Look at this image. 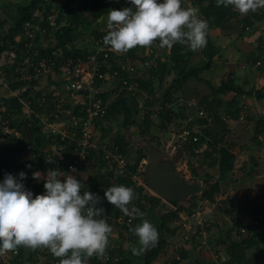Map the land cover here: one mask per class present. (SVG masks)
Returning a JSON list of instances; mask_svg holds the SVG:
<instances>
[{"label":"trees","instance_id":"16d2710c","mask_svg":"<svg viewBox=\"0 0 264 264\" xmlns=\"http://www.w3.org/2000/svg\"><path fill=\"white\" fill-rule=\"evenodd\" d=\"M84 2V6L79 11L69 9L67 25L56 31L50 26V21L47 20V17L50 16L52 12V7L48 0H31L30 2L18 3L16 6L17 13L15 16V23L9 26L5 37L0 35V61L3 53L6 51L12 52L16 49V52L21 54V52L26 49L24 48L25 44L23 42V38H27L29 31L26 25L30 24L34 27L38 24L39 20L36 17V13L43 10H45V20L41 24L47 29L46 33L53 31L55 45L45 50L38 49L39 52L33 63L37 64L42 61L54 60L55 57L58 58V62L63 61V58L67 60L85 57L88 52H74L69 49V47L74 46V43L78 40L79 28L88 29L93 23L98 22L107 16V11L109 9H113L117 5H126L128 2L127 0H84ZM87 2H91L90 7H87ZM194 3L200 10L201 18L206 19L209 23V31L206 37L207 44L201 50L203 56L201 65L190 66L188 57L192 55V51L177 43L169 49L167 59L164 61L158 60L157 63H155L156 65L149 69V80H133L130 74L119 70V77L122 80L128 79L129 81H137L140 91L146 92L149 96H152L153 99H155L157 86L164 84V81L172 70L176 71L178 77L166 90L163 101L160 105V110L155 112L154 106L156 101L151 102L147 100L145 102L143 114L141 115L142 117L140 116L141 110L139 109L137 96L133 98L129 97L127 90L121 92L115 98H111L115 91L100 93L99 97L104 101H110V106L105 119L98 122V128L101 129L103 134H106L108 129L104 128V122L117 121L123 116L124 128L137 125L140 127L142 137H146L150 132V127L153 125L154 115H157V118L160 120L159 129L161 131H167L169 127L173 125L178 127L180 126L181 118H185V115L181 111L178 112L173 108V97L176 93L183 90L191 80H196L199 83L205 84L210 90L211 95L210 98H204L201 104L208 114H205V116L202 117L200 116V118L196 120L197 124L202 127V130L195 134L192 133V139L190 141H185L183 149L184 152L186 151L187 154L192 157L197 158L201 156L209 161L210 167H218V179L215 180L212 175L208 174L204 180L205 188L200 197V200L213 204L217 194L222 190V185L233 179L236 167L237 156L233 151L234 146L228 145L224 140L230 132L227 120L240 119L241 114L245 109L242 104L243 98H255L258 101H261L264 99V94L255 89L247 91L237 85L232 78H229L220 87L216 88L212 86L209 81H206L201 77L205 71L211 69L214 62L220 57V50L214 45L211 39V31L213 29H221L223 31L230 30L233 28L234 22L240 18V14L233 11L232 6L227 8L223 6L217 7L216 0H194ZM63 14L64 13L61 11L59 16L62 17ZM258 19L260 18L255 15L254 20ZM7 23L5 21L4 24L2 23L0 26L3 27ZM57 24H60V20H57ZM253 25L254 22L252 17L245 19L243 21L244 31L247 30V28L253 27ZM43 32H45V29ZM25 34L26 36H24ZM21 35H23V38L18 41L17 37ZM100 36H102L101 32L95 31L94 41L100 38ZM157 42L159 43L158 40ZM37 43L39 44L38 39L36 41V44ZM146 48L147 47L137 46L136 48L129 50L126 57L124 55H118L117 59L123 58L129 59L130 62L136 61L139 54L144 53ZM59 51L63 52L64 55L60 56L61 52ZM14 69L15 67L5 69L4 72L6 76H11L16 70ZM116 69V67L112 68V70ZM30 71L32 72L31 68ZM26 83L28 82H11V88L13 91H21L25 89V93L22 97H14L6 102L5 113L0 112V115L2 114L5 120L11 121L13 117L23 113L24 105L21 102L22 98L27 97L30 93L26 88ZM97 85H100V82H97ZM231 93H234V98L231 101L223 99V96ZM83 109L84 107L80 105L73 110V114L79 119V124L81 122L80 120L86 118ZM34 111L36 113L39 112L38 108L35 107ZM16 125L17 122L15 121L10 125V128L14 129L17 134L14 135V137H9L6 144L0 145V182L1 180H4L5 174H12L18 179L20 169L17 165L23 164L28 154H31L32 156V159L29 162V165L31 166L29 169L31 177L33 172H43L44 174H47L49 169L68 171L69 164L74 160L73 153L75 149L74 145L70 144L69 140H63L62 137L57 134L44 133L40 118L35 113L23 122L22 128H20V126L18 128ZM263 132L264 120H259L257 122L256 134L259 135ZM195 137L197 138V141L193 140ZM255 140L258 139L256 138ZM154 141H158V139L156 137L152 138L150 141L151 144ZM113 142H115L114 147H116L119 150V153L124 157L129 158L132 153H134V155L136 154L135 158L134 155L132 157L134 158V161L132 160L131 163L128 161V165L122 173L116 171V167L105 173L99 172L93 180L89 182L90 186L85 189L102 198L103 202L98 205V207L105 209V219L109 225L119 226L116 220L120 217H123L125 220H132L130 226L123 227L129 233V244L138 245L137 237L134 236L130 229L140 223L141 218L137 217L133 219L132 217L124 215L118 208L112 206L106 199H104V191L108 187L119 184L134 189L135 193L138 195V199L133 200L129 207L135 206L139 208L141 212L146 213L144 218L148 217V209H151V211L156 213V210L163 205V201L159 197L146 192L142 185H137L134 181L135 177L142 175L140 171L141 163L148 159L146 148H140L135 152L132 149L130 150L129 143L126 142V138L122 134H117L116 137H113ZM29 146H31V150H28ZM204 146L206 147V151L200 153V150ZM55 147L62 148L64 156L63 160H61L63 161L62 163L47 158L50 149ZM95 153H97L95 150H91L89 159L93 158V156L96 155ZM99 156L100 166L101 168H105L109 160L106 159L105 154L102 152H99ZM47 160H52L54 162L48 164L46 163ZM42 183H40L41 185L39 186L36 185L37 191L42 189ZM29 188L34 189L35 185L30 184ZM193 207L196 208L197 204H193ZM184 211H187V208L178 205L174 210L157 215L159 220V225L156 227L159 234L158 243L155 247L144 251L142 264H155L160 256L165 253L168 246L169 236L175 235V231L170 228V224L180 220V214ZM239 211L244 216L249 217L252 222L259 221V226H248V235L245 236L239 228L243 222L236 221L234 227L226 233L225 237H220L217 242L218 244H226L227 240L230 241V245L227 249L229 259L227 264H248L247 258L250 250H255L257 254L264 255V248L261 247L262 244H264V218L260 221V216L256 212L251 213L243 207H241ZM211 230L212 228L209 226L207 231L211 232ZM233 232L236 234V239L232 236ZM40 249L41 248L35 250L28 249V254H25V247L20 246L18 248L19 256L13 261V264H39L38 254H40ZM44 249L49 258L46 264H59L60 258L54 257L47 248ZM188 254L189 253L186 250L182 249L177 252L180 261L173 260L169 261L171 263L168 264H181V262L188 258ZM89 262L91 264H134L133 260L127 256L126 251L122 247L113 248L110 244V240L108 247L106 248L105 257L98 259L94 256L89 259Z\"/></svg>","mask_w":264,"mask_h":264},{"label":"rangeland","instance_id":"374dc122","mask_svg":"<svg viewBox=\"0 0 264 264\" xmlns=\"http://www.w3.org/2000/svg\"><path fill=\"white\" fill-rule=\"evenodd\" d=\"M31 0H0V24H4V22L8 21L7 24H5L3 27L0 26V35L2 37H5L7 34V31L9 29V26L13 25L15 23V16L17 13V4L20 2H30ZM51 7L52 12L50 16L47 17V20L50 21V26L53 27L54 31L60 29L61 27H64L67 25V18L69 16V9H73V11H79L85 4L84 0H48ZM87 7H90L91 2H87ZM124 7H121L120 5L115 6L113 9L120 10ZM63 12V16L60 17L59 13ZM36 17L38 18V24L35 25V27H38L39 30L35 33V38L30 39L27 35V38H23V35L18 36L17 40L20 41L21 38H23V42L25 44L26 48L21 52V54L16 52V49L11 51H6L2 55V59L0 61V79L7 80L9 77L6 76L4 70L13 68H26L30 63L35 62L34 59L38 54V49L45 50L55 45V39L53 36V31L46 33V28L43 26L44 20H45V10L39 11L36 13ZM57 20H60V24H57ZM106 23H107V16H105L103 19H101L98 22L93 23L88 29L79 28V36L78 40L74 43V46H70L69 49L73 50L74 52H89L93 47V41H94V32H101V30L106 29ZM41 24V25H40ZM45 29V32L43 30ZM26 36V34L24 35ZM39 41V44H36V41ZM160 48V47H159ZM158 48V49H159ZM36 49V50H35ZM161 49V48H160ZM163 50V49H162ZM70 51V50H69ZM61 52V51H59ZM163 52V51H162ZM64 55L63 52L60 53V56ZM263 55L258 54L259 58L258 60L254 61H260L261 65L258 66L259 68H263L264 71V57ZM64 59V58H63ZM123 59V58H122ZM137 59V58H136ZM135 59V60H136ZM127 62H130L129 59H123ZM194 66L197 64L200 65L201 56L196 55L194 59ZM252 71H254L257 75V73H261L258 70L255 69V67H251ZM14 69V70H15ZM16 71V70H15ZM16 72H14L12 75H15ZM149 73V69H142L139 68L138 72L135 75H131L132 79H140L145 80L148 79L147 74ZM150 77V76H149ZM177 79V74H172L166 81V84H162L161 86H157L156 89V95L155 99H153L152 96H149L146 94V92H140L137 93V99L139 102V106L141 103H143V108L145 105V102L147 100L149 101H156L154 109L155 112H158L160 110V105L163 101L164 94L166 90L170 87V85ZM121 78L117 76V78H110L109 81H107L108 84L104 85L103 89L105 88L107 91L109 89H112V91H115L114 94H112L111 98H115L118 94L121 92L126 91L123 89V85L121 83ZM34 83V84H33ZM203 84V83H202ZM60 86V87H59ZM26 88L30 91L29 95L25 98H22V103L24 105L23 113L20 115H17L16 117H13L11 121L5 120L3 115H0V145L6 144L9 137H4L3 135V128L4 124L6 126L10 127L12 123L15 121L17 122V127L22 128V124L24 121H26L33 113H35L41 121V125L45 124H55L56 128L60 131H68L69 121L71 120V114L69 115L68 112L70 111L73 113V110L75 107L80 106L81 102L76 97L72 96L71 94L66 93L62 89V82L61 78H59V75H46L41 76L35 80L29 81L26 83ZM105 90V91H106ZM206 90L208 93V87H206ZM25 93V89L21 91H13L11 88V82L7 80L6 85L0 84V112L5 113L6 111V102L10 101L14 97H22ZM127 94L129 97L133 98L136 96H133L132 93H130L127 90ZM190 94V95H189ZM149 96V98H148ZM206 97L203 90H199L195 93V91L192 89L191 92H185L181 90L180 92L176 93L173 97V108L176 111H181L185 116V118H181L180 126L175 127V125L170 126L167 131H161L159 129L160 120L157 118V115L153 116V125L150 127V132L146 137H142L140 133V127L135 125L131 126L129 128L123 127L124 117L121 116L117 121H110V122H104V127L108 128V132L105 134L106 136L102 137L101 129H98L99 131V137H102L100 139V144L106 145L107 149L111 150L112 147H114L113 137H116L117 134H122L126 138V142L130 143V150L132 149L134 152L137 151L140 148H143L146 146V143H151V139L156 137L158 141H154L152 144H154V147L156 149L162 150L163 146L162 142L166 141L167 148L171 143H173L174 140H176V145L181 146L182 150L183 145L185 142L180 138L181 132L184 130H192L193 132H201L202 127L199 126L196 122L199 116V112L204 111L207 115V111L203 108L201 102L202 99ZM225 99V98H223ZM244 98L242 99V101ZM247 99H245L246 101ZM33 102V103H32ZM248 105V108L243 111L244 119L242 124V127H239L238 125H234L233 128H238L240 132H234L231 130L229 134L225 137V142L228 145H233L235 147L234 152L237 153V160L239 161L238 164H242L244 162V158L242 156L243 151L248 150V146L255 145L254 138V128L248 129L245 127L247 123V114L253 115V106L254 105ZM38 108L39 112L34 111V107ZM63 111L60 114V118H56L55 116L58 114V112ZM143 114V109H141L140 116ZM142 117V116H141ZM175 129V130H174ZM234 132V133H233ZM16 131L10 136L14 137L16 135ZM253 140V143H251ZM225 144V143H224ZM226 144V145H227ZM254 150V149H252ZM49 151V150H48ZM206 151V147L204 146L200 153ZM96 155L93 156V158L89 159V164L86 165L83 169H80L78 172L72 174L74 175L78 180H80L84 185L85 188H88L90 186V181L93 180V178L96 176V174L105 173L106 171H110L114 169L116 166L112 162H107V165L105 168H101L100 166V156L99 152L96 151ZM253 152V151H252ZM134 153L127 158V161L130 163L132 160L136 157V154L134 155V158H132ZM175 156V152L172 153V157ZM32 157V156H31ZM63 153L62 148H52L50 149V153L48 155V159L56 160L60 163L63 161ZM172 157H169V160L172 159ZM134 161V160H133ZM149 160L147 159L146 162L141 163V176H137L140 180L139 182H136L138 184H142V186L145 188L146 192L150 193L153 196H156L155 193L149 190L148 185L144 181V171L147 168V162ZM173 163V169L171 170V177L174 178L180 183L187 185V186H195L197 190L195 193L189 194L185 199H182L180 202H176L173 204H170L168 202L163 201V205L160 206L156 213L154 211H151V209H148V212L155 217V215H161L163 213H166L167 211L174 210L178 205L185 206L187 208V211H184L180 214V220L171 223L170 228L175 231V237L169 236L168 238V246L165 250V254L162 257L161 260L157 264H168L171 263L169 261L171 257V253L174 254L177 251H179L180 245L185 246H193L194 248V257H200L204 255L205 253H213L214 250H212L211 245L209 242L215 241L216 237H220L222 233H226L228 230L232 229L234 227L236 221H242V225H240V229L247 227L249 223H252L249 217L244 216L240 213L241 207H243L245 210L250 211L251 213L256 212L260 217L259 220L261 221L264 217V189H263V183L256 182L255 180L249 181V179L244 183V178H249L250 176L257 173V170L255 169V163L250 161L247 162L246 165V171H244V175H242L240 178L243 180L240 181V178H237V175L241 174L238 173L236 175V178L233 177V179L228 182L224 183L222 185V190L219 194L216 196V200L213 204H210L206 201L200 200L202 190L205 188L204 180L208 174L212 175L214 179H218L219 172L218 167H210L209 161L205 160L201 156L195 158L187 154L185 151L184 154L181 153V156L174 160L172 159ZM192 165V167H191ZM62 167V165L60 164ZM193 168V169H192ZM62 171V170H61ZM65 173L70 174L68 171H64ZM34 173V172H33ZM42 177L40 180H34L32 178V185H35V188H29V191H31L33 194L37 191V186L41 185L40 183L44 182V174L42 172ZM234 175V174H233ZM3 180H1L2 182ZM249 182V183H247ZM244 185H243V184ZM247 183V184H246ZM251 184V185H250ZM37 185V186H36ZM157 197V196H156ZM193 204H197V207L194 208ZM239 209V210H238ZM154 214V215H153ZM233 215V217L231 216ZM103 218H106L104 215ZM154 227L156 228V224L152 223ZM223 225V227H220ZM113 229L112 233L109 235L110 244L113 248H120L122 247L125 251L127 256L133 260L134 264H142L143 253L139 255H134L131 249L133 247H139V245H131L128 242L129 233L127 230L123 227L125 225H110ZM211 226L212 232H208L207 229ZM126 227V226H125ZM190 227V229L188 228ZM179 230V234H177ZM214 232V234H213ZM183 235V236H182ZM122 236V238H121ZM223 237V235L221 236ZM200 246L202 247V250L200 249ZM204 246H210L211 252L208 250H204ZM40 254H38L39 258V264H46L48 262V255H46L45 249L43 247H40ZM214 248V247H213ZM28 249L25 248V254H28ZM184 250V249H183ZM201 251L203 253H201ZM216 251V250H215ZM214 254V253H213ZM207 255V254H206ZM215 255V254H214ZM220 256V255H219ZM217 258V256L215 257ZM158 261V260H157ZM28 263V262H27ZM32 264V263H28ZM87 264H91L89 260L87 261Z\"/></svg>","mask_w":264,"mask_h":264},{"label":"clouds","instance_id":"9594fccd","mask_svg":"<svg viewBox=\"0 0 264 264\" xmlns=\"http://www.w3.org/2000/svg\"><path fill=\"white\" fill-rule=\"evenodd\" d=\"M132 7L107 11V34L103 45L115 54L149 47L159 41L160 48H172L179 43L197 51L207 44L209 23L194 7H182V0H127ZM217 7L232 6L241 15L264 8V0H216ZM54 161L47 160L52 164ZM28 167H31L30 165ZM75 172V169L71 170ZM12 174L0 182V256L20 246L29 249L47 248L59 264H87L96 257H105L109 235L113 229L104 217L103 201L85 189L74 175L59 169H49L44 176V193L35 195ZM42 173L32 178L40 180ZM104 199L124 215L141 222L130 231L139 247L134 255L153 248L158 243V230L139 208L129 207L138 195L131 187L113 185L104 191Z\"/></svg>","mask_w":264,"mask_h":264},{"label":"built area","instance_id":"2783aa9c","mask_svg":"<svg viewBox=\"0 0 264 264\" xmlns=\"http://www.w3.org/2000/svg\"><path fill=\"white\" fill-rule=\"evenodd\" d=\"M121 7H132V5L127 3L126 5H121ZM26 27L29 30L27 34L28 37L30 39L35 38V33L39 28L33 27L30 24H27ZM106 34L107 29L101 30L102 36L93 41V47L85 57L67 60L63 59L61 62H58V58L55 57L54 60L50 61H42L37 64L30 63L26 68L16 69L15 75H11L9 79H7L11 82H29L41 76L58 74L59 78H61L62 89L80 100L81 105L84 107L83 113L86 115V118L80 120V124L78 123L79 119L69 111L68 114H71V120L69 121L70 128H68V131L58 130L53 123L43 126L44 133L60 135L63 140H69L70 144L74 145V160L68 166V172L70 174L78 172L89 164V154L91 150L104 153L106 159L115 164L116 171L122 173L126 169L128 161L119 153L116 147H112V149L109 150L106 145H102L98 142V122L105 119L110 106V101H104L99 95L102 87L110 78L119 77V70L133 76L138 72L140 67L150 68L153 65V50L159 45L157 41H154L151 46L146 48L144 53L139 54L136 61L127 62L123 59H117L118 55H124L126 57L127 53L115 54L103 45V36ZM113 67L117 69L112 70ZM7 80L0 79V84L6 85ZM97 82H100V85H97ZM121 83L123 89L128 90L133 96L142 92L140 91L137 81L124 79L121 80ZM139 107L143 108V104H140ZM62 112L63 111H60L55 117L57 119L60 118ZM199 116H205V112H199ZM14 132V129L4 124V137H10ZM192 133L195 134L197 132H193L190 129L184 130L181 132L180 138L183 142L190 141L192 139ZM193 140L197 141V138L195 137ZM28 150H31V146L28 147ZM31 159V154H28L23 164L17 165L20 172H25L27 174L26 178L22 181L27 190H29L30 184L33 183L31 174L29 173L30 167H28ZM72 169H75V172H72ZM138 180V177L134 178L135 182H139ZM43 185L44 183H42V189L35 192L34 196L44 193L45 189ZM116 222L119 225L130 226L132 220H125L123 217H120ZM247 225L249 227H257L259 226V221ZM188 228L190 229V227ZM241 232L243 235L248 234L246 226ZM18 256V249L7 252L0 256V264H13V261L18 258ZM170 260L180 261V257L174 254L170 257ZM214 264H221L218 257L215 258Z\"/></svg>","mask_w":264,"mask_h":264},{"label":"crops","instance_id":"0c3cea01","mask_svg":"<svg viewBox=\"0 0 264 264\" xmlns=\"http://www.w3.org/2000/svg\"><path fill=\"white\" fill-rule=\"evenodd\" d=\"M182 7H194V8H196L198 10L199 16L201 18L200 10L195 5L194 0H182ZM255 15H257L260 19L254 20ZM250 17H252L254 25H253V27L247 28V30L244 31L243 21L247 18H250ZM210 35H211V39H212L214 45L220 50V55H219L220 57L214 62L211 69L205 71L201 75V77L204 80L209 81L212 84V86H214L216 88L220 87L229 78H232L233 80H235L237 85L241 86L245 90L248 91V90L255 89L257 91L263 92V94H264V71H263V68L258 67L261 65L260 61L254 62V61L259 59V58H257L258 54L263 55V57H264V8L258 9L255 12H249L246 15L240 14V18L234 22L233 28H231L230 30H227V31H223L221 29H213L211 31ZM158 48H159V45L156 46L153 50V54H152L153 65L151 67L156 65L155 63H157L158 60L164 61L165 59H167V56L169 55V48H167V47L161 48V49L160 48L158 49ZM201 50H202V48L197 50V51H192V55L190 57H188L190 66H194V64H193L194 61L192 59H194V57L196 55L201 56V60H200V65H201V63L203 61V56L201 54ZM196 66H199V65L197 64ZM251 67H255V69L261 73H257V75H256V73L254 71H252ZM141 68L144 70L150 69V68H144V67H141ZM172 74H176V71L175 70L171 71V73L168 75V77L164 81V84H166L167 79ZM146 77H148V79H146V80L150 79L149 74H147ZM106 84H108V83H106ZM103 87H102L101 93L112 91V89H109L107 91L105 88L103 89ZM206 87L207 86L205 84L199 83L196 80H191L183 88V91L191 92V90L193 89L196 93L199 90H203V92L205 93V96H206L204 98H210L211 93L207 92ZM208 91H210V90L208 89ZM113 94H114V92H113ZM223 97L225 98L224 100L231 101L234 98V93L228 94V95L223 96ZM148 98H149V96H148ZM245 99H247V100L245 101ZM23 104H25V103H23ZM141 104H143V103H141ZM242 104L244 105L245 110L248 108L247 104H249V106L254 105L252 108L253 115H248V114L246 115L248 119H247V123H246L245 127L247 128V130L254 128V134L255 135L253 136V138H254L255 145L253 144V146H250V147L248 146V150L242 152L244 162L242 164H238L239 161L238 160L236 161V167L234 170L233 177L236 178V175L238 173H241V174L237 175V178H240L242 175H244V171H246L247 162L249 161V163H250V161H252L255 163V169L257 170V173L253 174L254 176L248 175V176H250L249 178L245 177L244 183L249 179V181L255 180L258 183L261 182V183H263L262 185L264 186V132L259 134V135L256 134L257 122L259 120H264V99L261 101H258L255 98H246L245 97L244 100L242 101ZM139 109L144 110V108H140V107H139ZM241 118H243V119H241ZM243 120H245L243 112H242L239 120H232V119L227 120V124L229 126L230 132H231V130L234 132H240L239 130L237 131L238 128H236V130H235V128H233V126L238 125L239 127L243 128L242 127V124H244ZM104 128L108 129L107 127H104ZM98 129H100V128H98ZM101 133H102V137L106 136L105 134H103L102 131H101ZM102 137H99V132H98V141L99 142H100V139ZM256 138L258 140H255ZM165 143H166V141H163L162 145H165ZM251 143H253V140ZM128 145H129V149H130L131 148L130 143ZM176 146H178V145H176ZM234 149H235V147H234ZM252 149H254V150H252ZM234 154L236 155L237 153L234 152ZM146 161L147 160H144L143 162H146ZM242 180L243 179L240 178V181H242ZM247 183H249V182H247ZM263 189H264V187H263ZM147 215H148V217L146 219H148L151 223H155L156 227H158V225H159L158 217L156 215H155V217H153L149 212ZM231 216L233 217L232 214H231ZM220 227H223V225H221ZM228 231L226 233H228ZM211 232H212V230H211ZM226 233L225 234L222 233L220 235L221 236L223 235L225 237ZM177 234H179V230H178ZM213 234H214V232H213ZM235 235H236L235 232H233L232 236L234 237V239H236ZM247 235H245V236H247ZM220 237H216V240L214 242L213 241L209 242V244L212 247V250H214L216 248L215 249L216 251L214 250V252H213L215 255L213 253H210V254L205 253L204 255L200 256L199 258L194 257L193 246L189 247L188 245L187 246L180 245V247H179L180 250L184 249L189 253L188 258L186 260H184L183 262H181V264H214L216 256L218 257L221 264H227V262L229 260L228 255H227V249H228V246L230 245V241L227 240L226 244H218L217 242L219 241ZM261 247L264 248V244H262ZM208 248H210V246L209 247L204 246L205 251H207V250L209 251L211 249V248L210 249H208ZM200 249L202 250L201 246H200ZM177 252L174 254H177ZM209 252H211V250ZM142 253L144 255V252H142ZM201 253H203V252L201 251ZM164 254L162 256H160L157 263L159 262V260L162 259ZM174 254L171 253V256ZM143 255H142V258H143ZM157 263H155V264H157ZM247 263L248 264H264V255L263 254L259 255V254H257V252L255 250H250L248 252Z\"/></svg>","mask_w":264,"mask_h":264},{"label":"water","instance_id":"95a60500","mask_svg":"<svg viewBox=\"0 0 264 264\" xmlns=\"http://www.w3.org/2000/svg\"><path fill=\"white\" fill-rule=\"evenodd\" d=\"M148 154L147 168L145 169L144 181L148 185L150 191L155 193L157 197L170 204L180 202L189 194L195 193V186H187L176 179H172L171 170L173 169V161L184 154L181 146H176V140L169 145L165 143L162 150L156 149L153 144L146 143L145 146ZM175 156L172 157V153ZM172 159L169 160V157ZM204 189L202 190V192Z\"/></svg>","mask_w":264,"mask_h":264}]
</instances>
